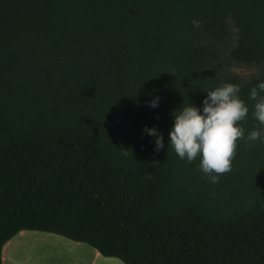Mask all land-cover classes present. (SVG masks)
Returning <instances> with one entry per match:
<instances>
[{"label":"trees","instance_id":"trees-1","mask_svg":"<svg viewBox=\"0 0 264 264\" xmlns=\"http://www.w3.org/2000/svg\"><path fill=\"white\" fill-rule=\"evenodd\" d=\"M260 82L264 0H0V264L25 229L125 264H264ZM225 83L248 114L213 184L169 132Z\"/></svg>","mask_w":264,"mask_h":264},{"label":"clouds","instance_id":"clouds-1","mask_svg":"<svg viewBox=\"0 0 264 264\" xmlns=\"http://www.w3.org/2000/svg\"><path fill=\"white\" fill-rule=\"evenodd\" d=\"M192 24L196 28L201 26V22L196 19H193ZM258 89L259 92H264V82H260L250 92V98L256 101L254 116L262 128L249 133V141L264 139V96L259 95ZM239 91V85L225 83L215 90L206 91L202 113L191 104L172 113L174 126L169 132V146L180 159H186L188 162L200 156V170L213 184L219 182L221 175L231 171L236 142L244 138V130L237 124L245 119L248 108L239 98ZM158 99L154 98L150 106L157 107ZM145 131L156 137L157 151L164 148L162 133L155 127L147 126Z\"/></svg>","mask_w":264,"mask_h":264},{"label":"crops","instance_id":"crops-1","mask_svg":"<svg viewBox=\"0 0 264 264\" xmlns=\"http://www.w3.org/2000/svg\"><path fill=\"white\" fill-rule=\"evenodd\" d=\"M30 249L33 250L28 251ZM39 253L42 255L38 256ZM2 260L3 264H125L117 257L102 255L87 243L28 229L20 231L4 245Z\"/></svg>","mask_w":264,"mask_h":264},{"label":"rangeland","instance_id":"rangeland-1","mask_svg":"<svg viewBox=\"0 0 264 264\" xmlns=\"http://www.w3.org/2000/svg\"><path fill=\"white\" fill-rule=\"evenodd\" d=\"M234 70L240 75L248 76V75L257 73L259 69L257 66H254V65H241V66H235ZM32 250L33 249H30L28 251H32ZM41 255H42L41 253L38 254V256H41Z\"/></svg>","mask_w":264,"mask_h":264}]
</instances>
